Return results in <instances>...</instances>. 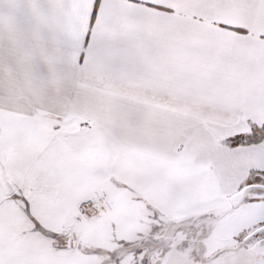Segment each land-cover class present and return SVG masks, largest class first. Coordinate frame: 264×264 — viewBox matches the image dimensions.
I'll use <instances>...</instances> for the list:
<instances>
[{
    "label": "snow or ice",
    "instance_id": "6c2138e0",
    "mask_svg": "<svg viewBox=\"0 0 264 264\" xmlns=\"http://www.w3.org/2000/svg\"><path fill=\"white\" fill-rule=\"evenodd\" d=\"M0 264H264V0H0Z\"/></svg>",
    "mask_w": 264,
    "mask_h": 264
}]
</instances>
